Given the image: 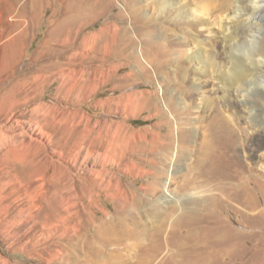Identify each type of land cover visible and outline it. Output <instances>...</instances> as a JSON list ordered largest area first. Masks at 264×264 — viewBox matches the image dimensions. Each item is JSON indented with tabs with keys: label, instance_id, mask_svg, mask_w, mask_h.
Returning <instances> with one entry per match:
<instances>
[{
	"label": "rangeland",
	"instance_id": "rangeland-1",
	"mask_svg": "<svg viewBox=\"0 0 264 264\" xmlns=\"http://www.w3.org/2000/svg\"><path fill=\"white\" fill-rule=\"evenodd\" d=\"M152 1L0 0V72L14 75L19 88L12 97L0 81V264L147 261L144 252L136 256L142 239L120 236L119 224L120 233L98 257L74 239L66 244L53 225L77 222L81 233L94 235L105 214L129 222L126 207L114 197L115 183L143 199L127 208L137 218L148 216L164 188L153 176L169 179L155 169L169 163L173 151L192 146L194 129L183 119L195 109L188 80L181 82L180 104L174 99L173 88L180 85L173 76L181 68L170 47L175 22L170 11L158 14ZM22 29L27 35L19 45H9V37ZM182 44L186 47L185 40ZM238 141L249 203L219 191L211 179L185 177L188 164L178 161L167 188L181 198L182 209L172 206L152 217L156 228L159 214L168 218L156 231L161 249L150 264H264V141L247 125ZM37 196L42 209H29V198ZM46 211L60 218L44 224ZM188 211L199 220L175 219ZM68 214L66 224L62 215ZM214 247L229 252L211 256L207 252Z\"/></svg>",
	"mask_w": 264,
	"mask_h": 264
},
{
	"label": "bare ground",
	"instance_id": "bare-ground-1",
	"mask_svg": "<svg viewBox=\"0 0 264 264\" xmlns=\"http://www.w3.org/2000/svg\"><path fill=\"white\" fill-rule=\"evenodd\" d=\"M153 1L158 4V14L162 15L170 11L172 21L175 22L176 42L170 47L175 61L181 62V68L176 69L180 76L176 78L173 76L177 85H180V89L173 88V91L178 92L174 99L177 104H180L182 94H184L181 82L188 80L190 91L187 93L189 92L188 95L195 109L191 110V118L183 115V119L188 128L194 129L190 132L192 146L187 151H173L171 153L173 159H169V163L166 161L163 166L159 165L160 167L155 169L158 176L165 173L169 179L168 183L167 180L161 182V177L153 176L155 180H159L157 183L163 184L164 188L161 198L151 202L148 216L143 215L142 218H137L127 206L141 204L143 199L129 195L115 183L114 197L123 205L122 207H126L130 216L129 222L126 221V216L112 215V219L105 214L98 219L94 235L81 233L83 229L77 222L67 224L72 217L70 214L62 215V220L67 224L64 227L60 224L53 225L61 229L58 235L66 244L70 239H74L81 244L82 250L88 247L91 252H97V257L102 255L103 246L112 244L116 233L120 231H122L120 236L131 235L133 237L135 235L136 238L142 239L143 243L136 251V256L138 252H144L148 256L147 261L136 259L137 262H132L128 258L124 259L121 264H150L161 249V242L156 238V231L162 228L163 219L168 217L159 214V219L156 218V221L162 220V222L158 228L152 217H157L156 213L159 211H168L172 206L177 207L178 210L182 209L181 198H177L175 193H171V190L167 188L177 170L175 164L178 161H186L188 164V173L184 175L185 177L211 179L215 181L219 191L234 196L243 204H248L249 200L245 196L250 189L249 182L241 181L243 170L239 162L241 159H239L238 145L243 141H238L239 130L242 125H247L253 128L256 136L264 141V0ZM26 35L27 31L20 30L9 37V45L18 46L22 41L21 37ZM183 40H185L186 47L182 44ZM15 54L14 50L9 53L8 60H13ZM23 70L27 71L29 67L26 66ZM13 76L8 74L4 77L0 72V81L1 83L5 81L3 82L5 89L9 91L8 94H12V97L19 93V88L12 83ZM12 97H7V99L10 100ZM177 129L176 131H181ZM37 133H43V128L40 127ZM200 134H202V139L197 141ZM170 143H163V147L168 148ZM260 166L264 173V163ZM30 168L32 170L33 165ZM248 171L252 172L254 168L250 167ZM97 174L101 175L102 172L98 171ZM38 188L40 191L41 185ZM41 197L29 198V209L39 208L41 210V205H38ZM251 204L253 207L256 206L254 203ZM69 209L70 207L66 206L65 211L69 212ZM55 217L60 218V213L55 216L54 212L46 211L41 221L46 224V222L54 221ZM199 217L197 213L188 211L178 215L175 219L180 222L186 218L198 221ZM87 220L90 222L88 218ZM115 220L117 222H114ZM117 224L122 227L120 231ZM89 237H92V240ZM56 243L61 242L56 241ZM216 251L224 254L226 251L229 252L214 247L207 253L213 256L218 254ZM82 254L85 253L82 252ZM168 255L173 260L175 253L169 252ZM114 262L120 263V260Z\"/></svg>",
	"mask_w": 264,
	"mask_h": 264
},
{
	"label": "crops",
	"instance_id": "crops-1",
	"mask_svg": "<svg viewBox=\"0 0 264 264\" xmlns=\"http://www.w3.org/2000/svg\"><path fill=\"white\" fill-rule=\"evenodd\" d=\"M205 256V255H204Z\"/></svg>",
	"mask_w": 264,
	"mask_h": 264
}]
</instances>
